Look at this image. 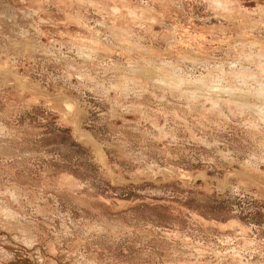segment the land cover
<instances>
[{"label":"rangeland","instance_id":"374dc122","mask_svg":"<svg viewBox=\"0 0 264 264\" xmlns=\"http://www.w3.org/2000/svg\"><path fill=\"white\" fill-rule=\"evenodd\" d=\"M14 262L264 264V0H0Z\"/></svg>","mask_w":264,"mask_h":264},{"label":"bare ground","instance_id":"6f19581e","mask_svg":"<svg viewBox=\"0 0 264 264\" xmlns=\"http://www.w3.org/2000/svg\"><path fill=\"white\" fill-rule=\"evenodd\" d=\"M236 260V259H235ZM237 261H240V260H237ZM18 263H21V262H18ZM236 264H241L242 262H235ZM22 264H26V262L22 263Z\"/></svg>","mask_w":264,"mask_h":264},{"label":"water","instance_id":"95a60500","mask_svg":"<svg viewBox=\"0 0 264 264\" xmlns=\"http://www.w3.org/2000/svg\"><path fill=\"white\" fill-rule=\"evenodd\" d=\"M22 263H24V262H21V263L14 262V263H9V264H22ZM26 264H29V263L26 262Z\"/></svg>","mask_w":264,"mask_h":264}]
</instances>
